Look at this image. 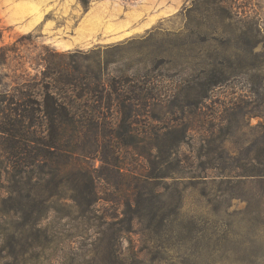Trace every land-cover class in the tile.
Listing matches in <instances>:
<instances>
[{"label": "rangeland", "instance_id": "374dc122", "mask_svg": "<svg viewBox=\"0 0 264 264\" xmlns=\"http://www.w3.org/2000/svg\"><path fill=\"white\" fill-rule=\"evenodd\" d=\"M89 1L0 0V101L54 70L139 95L119 110L134 121L122 164L139 202H105L121 194L101 183L87 212L7 204L4 176L0 264H264V0ZM175 129L177 152L153 148Z\"/></svg>", "mask_w": 264, "mask_h": 264}, {"label": "trees", "instance_id": "16d2710c", "mask_svg": "<svg viewBox=\"0 0 264 264\" xmlns=\"http://www.w3.org/2000/svg\"><path fill=\"white\" fill-rule=\"evenodd\" d=\"M80 2L87 11L90 1ZM54 71L52 81L43 72L40 80L17 84L0 101V178L6 176L14 185L7 190L5 203L15 201V196L22 203L39 200L44 205L57 199L76 203L87 212L99 203L98 185L104 183L121 197L103 200L118 203L123 199L129 209L130 198L136 202L139 198L134 178L123 171L122 151L137 143L131 137L132 116L119 110L127 100L142 99L139 95L126 98L118 81L110 83L108 90L100 79L91 85L81 72ZM221 82L212 79L207 86ZM186 134L184 129L163 132L164 140L171 136V143L152 146L171 155L184 143ZM95 159L100 162L98 168L90 165ZM130 188L133 193L124 194ZM40 189L45 191L40 193ZM48 208L50 205L42 211ZM42 211L34 221L44 218Z\"/></svg>", "mask_w": 264, "mask_h": 264}]
</instances>
